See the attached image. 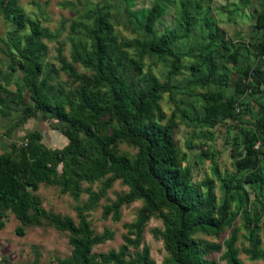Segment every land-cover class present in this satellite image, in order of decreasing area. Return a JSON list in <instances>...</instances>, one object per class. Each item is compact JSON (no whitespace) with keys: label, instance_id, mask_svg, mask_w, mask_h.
<instances>
[{"label":"trees","instance_id":"16d2710c","mask_svg":"<svg viewBox=\"0 0 264 264\" xmlns=\"http://www.w3.org/2000/svg\"><path fill=\"white\" fill-rule=\"evenodd\" d=\"M204 1L191 2L190 10L174 17L169 26H163L166 13L152 4L143 21L136 15L123 12L126 26L133 37L120 41L114 33L105 7L94 5L90 13V25L86 27L88 50L83 59L72 55L85 73H78L72 63L57 53L58 70L44 63L47 46L42 41L25 45L10 58L15 67L9 72L0 70V112L9 113L10 103L20 106L18 124L28 119L55 120L56 128L66 143L61 148H47L41 143V133L31 130L24 134L21 146H11L0 155V229L5 212H10L18 226L17 236L27 226L44 221L59 232L67 233L70 255L56 264H156L149 257L148 247L141 242V234L147 222L156 218L161 229L151 234L159 239L168 259L159 264H219L211 258L220 253L225 264H243L235 249L236 231L232 229L222 243H209L196 235L220 238L228 230L234 216H230V204L235 200L245 206L248 198L245 186L256 188L261 215L256 221H245L247 247L242 252L250 261L264 262V117L260 114L246 123L252 132L240 142L231 158L232 176H220L214 167L213 177H203L193 182L186 155L181 153L173 138L175 127L171 119L162 123L164 114L159 106L161 94H171L175 88L169 83L181 73V42L191 36L195 16L200 15V30L206 32L210 42L226 50L221 31L211 19ZM250 0H238L246 7ZM252 30L257 33L249 44L256 57L252 68L240 70L235 87L240 93L249 90L264 91V0H258L251 9ZM0 17L11 26L6 36L11 45L25 28L36 35L40 23L25 17L17 0H0ZM77 26L72 24L71 27ZM200 67L190 65L185 88L203 89L196 94L200 100L206 126H214L234 115L231 96H224L221 88L211 89L214 83V55L210 45H201ZM236 50L232 55L218 54L219 58L236 63ZM145 59H160L168 71L162 83L149 68ZM21 73L22 87L27 100L16 86L14 92L5 86L10 84L15 72ZM58 72L65 74L74 89L60 96L51 81ZM57 90L58 94H54ZM181 117L190 121L183 111ZM124 143L135 152H121L118 145ZM188 148V145L185 146ZM126 187V192L102 206L103 218L110 216L116 221L122 206L135 201L140 207L132 223L124 225L122 244L117 250L95 256L94 246L111 238L103 231L94 234L87 220L114 181ZM87 185L86 199L73 207L76 222L68 216H60L44 210L35 194L39 185L58 188L76 202L81 194V184ZM99 183L96 190L91 186ZM221 198L215 194V186ZM257 229L255 237L253 230ZM261 230L263 244L258 232ZM132 249L131 254L128 250ZM29 264H39V255L33 253Z\"/></svg>","mask_w":264,"mask_h":264},{"label":"rangeland","instance_id":"374dc122","mask_svg":"<svg viewBox=\"0 0 264 264\" xmlns=\"http://www.w3.org/2000/svg\"><path fill=\"white\" fill-rule=\"evenodd\" d=\"M257 1L250 0L246 7H241L238 0L204 1L202 7L208 5L211 19L221 31L219 37L225 41L227 49L223 50L218 40L213 43L209 41L206 32L200 30L201 16L193 14L195 24L191 36L181 42V50L185 53L182 58L181 73L169 80V83L175 86L171 94H161L159 106L164 114L162 123L168 119L174 123L172 135L180 152L186 155L185 160L190 166L193 182H198L203 177H213L214 167L220 176H232L234 170L231 166V158L243 138L253 131L246 120L251 121L259 112L264 117V91L249 90L240 93L235 87L240 70L245 67L252 68L256 63V57L249 44L257 35L251 28L250 19L251 9L255 7ZM17 2L25 17L38 21L40 28L36 35L29 34L25 28L9 46L6 36L11 26L0 17V70L9 72L10 67H15L10 58L11 53H17L21 47L35 41H42L47 46L44 63L58 70L59 63L56 56L59 52L66 62L72 63L78 73H85L78 63L72 62L71 57L74 55L78 59H83L84 53L88 50L86 27L90 25V13L94 5L105 7L113 31L122 41L133 37L124 22L123 12L134 14L143 21L151 5L157 4L166 13L161 25L169 26L174 17L190 10L191 2H200V0H17ZM72 24L77 26L71 27ZM201 45H210L213 50L215 72L211 89L221 88L223 95L231 96L234 103V115L214 126H206L200 121L203 112L196 94L203 89L185 88L188 67L190 65L200 67ZM235 50V65L229 60L218 57V54L223 53L232 55ZM144 65V68H149L160 83L165 81L168 68L163 60L145 59ZM21 76L20 72H15L13 80L5 88L14 92L16 86H20L22 95L27 100L28 95L22 87ZM51 85L59 91V94L57 90H53V93L60 96L66 95L75 87L62 72H58ZM179 110L183 111L190 121L182 118ZM19 116L18 104L10 103V110L6 115L0 112V155L10 151L13 145L21 146L24 134L34 129L41 133V143L47 148H61L66 143L64 137L56 130L60 127L58 121H45L39 118L28 119L18 124ZM186 145L188 148L185 147ZM118 149L129 154L135 152L132 147L124 143H120ZM86 187V184H81V194L76 202L67 194H61L58 188L49 185H39L35 194L40 198L44 210L60 216H68L76 222L73 207L85 201ZM98 187L99 183H94L91 189L96 190ZM126 190L120 181H114L96 207L86 215L94 234H101L105 230L111 233L110 239L92 248L91 253L95 256L117 250L122 244L121 237L125 233L123 226L132 223L135 219V214L141 205L139 201L122 206L116 221L110 216L103 218L101 214L102 206L109 204ZM244 191L248 198L245 206H239L235 200L231 201L230 216H234V219L220 238L200 234L196 235V238L209 243H222L234 229L238 259L243 264H264L263 261H250L242 252L247 247L248 238L244 222L256 221L261 215L259 197L255 195L256 188L250 189L245 186ZM215 194L219 200L221 193L217 183ZM3 223V228L0 229V264H29L34 252L39 255V264H56L57 260L70 255L71 248L67 242V233L54 230L44 221L25 227L21 236H17L14 232L18 222L10 212H5ZM154 229H161V223L156 218H151L143 229L141 242L148 247L149 257L154 263L159 264L163 259H168V255L163 250L160 240L152 236L151 231ZM256 233L257 229H254L252 236L255 237ZM258 238L262 245L261 230L258 232ZM132 252V249L128 250L129 254ZM211 258L219 264H225L220 259V253L212 254Z\"/></svg>","mask_w":264,"mask_h":264},{"label":"built area","instance_id":"2783aa9c","mask_svg":"<svg viewBox=\"0 0 264 264\" xmlns=\"http://www.w3.org/2000/svg\"><path fill=\"white\" fill-rule=\"evenodd\" d=\"M261 67L264 69V55L261 57Z\"/></svg>","mask_w":264,"mask_h":264}]
</instances>
